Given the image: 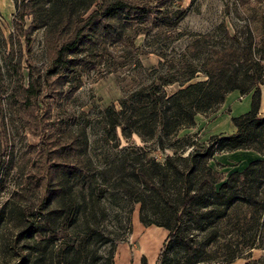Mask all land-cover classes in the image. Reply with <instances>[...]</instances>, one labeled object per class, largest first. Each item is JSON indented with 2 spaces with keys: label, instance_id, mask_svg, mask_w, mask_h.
<instances>
[{
  "label": "rangeland",
  "instance_id": "1",
  "mask_svg": "<svg viewBox=\"0 0 264 264\" xmlns=\"http://www.w3.org/2000/svg\"><path fill=\"white\" fill-rule=\"evenodd\" d=\"M109 1L93 0L83 11L79 7L87 0L0 3V264H154L167 231L141 223L139 204L129 203L112 179L122 165L127 168L130 151L161 162L169 150L160 151L154 140L141 141L133 133L125 138L118 127L113 134L104 109L117 110L120 98L158 77L161 54L175 65L196 33L214 31L216 41L225 43V32L244 30L247 22L264 49V0H125L136 9L117 19L95 15L92 39L56 60L58 47L75 28L86 34L85 19ZM71 3L78 7L70 11ZM106 24L114 31L101 32ZM175 89V83L163 88L166 94ZM216 112L197 114L177 136L206 141L207 123ZM251 159L239 151L222 152L208 165L223 181ZM71 163L95 175L89 178L92 209L65 207L61 173ZM233 211L245 213L249 225L250 209ZM258 223L261 248L243 246V256L228 263L198 264H245L264 257V218ZM86 224L97 225L114 239L113 246L85 236ZM215 248L216 255L224 253Z\"/></svg>",
  "mask_w": 264,
  "mask_h": 264
},
{
  "label": "trees",
  "instance_id": "2",
  "mask_svg": "<svg viewBox=\"0 0 264 264\" xmlns=\"http://www.w3.org/2000/svg\"><path fill=\"white\" fill-rule=\"evenodd\" d=\"M92 1L87 0L79 8L85 10ZM74 7L78 5L68 6L70 11ZM129 9L136 7L125 0L99 5L85 19L88 32L83 35L80 28H75L73 35L58 47L56 60L92 39L97 32L92 21L95 15L117 19ZM243 27L239 32H225V43L216 41L214 31L194 34L178 52L175 65L161 54L159 66L163 69L158 77L120 98L117 110L103 111L105 125L112 133L118 127L125 138L133 133L141 141L154 140L160 151L169 150L162 152L161 162L130 151L132 155L128 153L125 159L127 168L122 165L112 179L115 189L124 190L129 203L139 204L141 223L167 231L154 264H198L211 260L228 263L243 256V246L261 248L258 241L263 244L257 226L259 218H264V114H258L259 85L264 83V49L249 23ZM109 28V24L103 25L101 32L108 33ZM173 83L176 89L166 94L164 86ZM233 90L240 95L250 92L248 111L230 119L233 133L211 135L204 142L193 134L177 136L180 130L194 124L197 114L214 112ZM237 150L252 151L256 156L220 181L208 161L216 153ZM61 174L65 207L76 212L92 209L89 200L93 187L89 178L93 180L95 175L89 176V171H83L76 163L66 166ZM50 197L48 193L47 200ZM243 207L251 210L249 225L245 213L233 211ZM225 224L230 229L224 231ZM85 229V236L92 241L113 246L114 239L104 235L97 225L86 224ZM213 244L215 249L223 248L224 253H213ZM245 264H264V257Z\"/></svg>",
  "mask_w": 264,
  "mask_h": 264
},
{
  "label": "crops",
  "instance_id": "3",
  "mask_svg": "<svg viewBox=\"0 0 264 264\" xmlns=\"http://www.w3.org/2000/svg\"><path fill=\"white\" fill-rule=\"evenodd\" d=\"M2 3V0H0ZM238 98L240 100H238ZM250 104V92L247 94L240 95L238 91L233 90L228 92L218 108L214 111L216 112V116L209 119L207 123V130L209 131V135H218V134H230L235 131L233 124L231 123V117L238 116L248 111ZM228 108V112L224 113L223 110ZM223 109L222 111H220ZM258 114H264V83L259 85V106H258ZM239 152L246 153L248 157L252 159L255 158L256 154L252 151L248 150H237ZM233 151V152H237ZM253 156V157H252Z\"/></svg>",
  "mask_w": 264,
  "mask_h": 264
}]
</instances>
